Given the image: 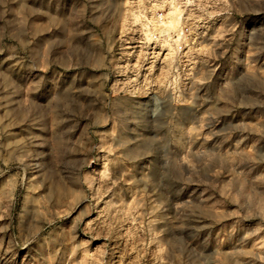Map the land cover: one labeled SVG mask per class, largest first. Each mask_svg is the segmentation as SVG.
I'll use <instances>...</instances> for the list:
<instances>
[{"label":"rangeland","instance_id":"1","mask_svg":"<svg viewBox=\"0 0 264 264\" xmlns=\"http://www.w3.org/2000/svg\"><path fill=\"white\" fill-rule=\"evenodd\" d=\"M0 264H264V0H0Z\"/></svg>","mask_w":264,"mask_h":264},{"label":"bare ground","instance_id":"2","mask_svg":"<svg viewBox=\"0 0 264 264\" xmlns=\"http://www.w3.org/2000/svg\"><path fill=\"white\" fill-rule=\"evenodd\" d=\"M174 21V20H173ZM173 21L172 20H170V23H173Z\"/></svg>","mask_w":264,"mask_h":264}]
</instances>
